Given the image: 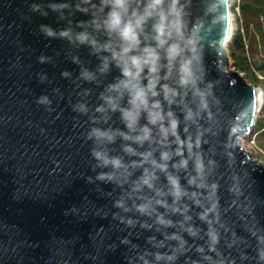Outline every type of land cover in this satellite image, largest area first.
I'll return each mask as SVG.
<instances>
[{
  "label": "clouds",
  "instance_id": "obj_1",
  "mask_svg": "<svg viewBox=\"0 0 264 264\" xmlns=\"http://www.w3.org/2000/svg\"><path fill=\"white\" fill-rule=\"evenodd\" d=\"M224 7L225 0L30 4V12L65 22L58 29L40 24L39 31L72 50L66 59L78 71L61 77L73 87L69 103L90 144L92 175L80 178L109 201L73 205L65 215L91 212L121 233L115 240L108 231L90 234L92 251L83 260L105 264L119 251L122 264H264V196L236 158L237 126L253 105L257 114L264 109V98L256 99L264 90L240 100L218 93L201 47L203 29L220 22ZM82 47L95 68L76 54ZM37 60L52 62L43 54ZM52 91L64 99L60 88ZM36 103L55 110L48 95Z\"/></svg>",
  "mask_w": 264,
  "mask_h": 264
},
{
  "label": "water",
  "instance_id": "obj_2",
  "mask_svg": "<svg viewBox=\"0 0 264 264\" xmlns=\"http://www.w3.org/2000/svg\"><path fill=\"white\" fill-rule=\"evenodd\" d=\"M34 2L46 4L48 0H0V264H92L83 260V252L92 251L89 235L103 234V230L115 240L121 233L113 230L110 219L91 212L65 215L73 205L84 209L107 206L109 201L90 191L91 186L80 178L92 175L90 144L82 139L83 118L69 103L75 100L73 87L61 77L63 70L74 75L78 71L66 59L72 50L66 41L45 38L39 31L40 24L58 29L65 22L57 23L55 13L45 18L30 12ZM74 19L86 17L77 14ZM219 21L204 28L200 37L206 67L210 78L218 81V93L240 100L257 88L228 68L227 49L233 36L230 0H225ZM201 27L197 20L195 31ZM42 54L52 62L39 63L37 57ZM76 54L95 68L97 61L86 47ZM38 74H46L51 83H41ZM116 74L114 70L112 75ZM56 87L64 99L53 93ZM41 95L53 100L54 111L36 103ZM254 109L255 105L250 115L245 112L242 121L236 117L241 121L237 126L241 138L255 126L258 114ZM241 138L237 163L255 178L264 196V166L242 148ZM85 194L90 201H82ZM105 264H122L120 252L109 253Z\"/></svg>",
  "mask_w": 264,
  "mask_h": 264
},
{
  "label": "rangeland",
  "instance_id": "obj_3",
  "mask_svg": "<svg viewBox=\"0 0 264 264\" xmlns=\"http://www.w3.org/2000/svg\"><path fill=\"white\" fill-rule=\"evenodd\" d=\"M230 5L233 6V35H242L244 41V52L239 55L246 59L250 69L241 70L238 67L232 57L231 44L227 49L228 68L241 73L244 79L257 89L264 90V0H230ZM243 5L255 7L256 13L251 14L247 9H243ZM262 98L264 93L260 99ZM241 145L250 153L252 159L264 166V109L259 111L251 134L242 137Z\"/></svg>",
  "mask_w": 264,
  "mask_h": 264
},
{
  "label": "trees",
  "instance_id": "obj_4",
  "mask_svg": "<svg viewBox=\"0 0 264 264\" xmlns=\"http://www.w3.org/2000/svg\"><path fill=\"white\" fill-rule=\"evenodd\" d=\"M243 9H247V11L251 14H255L256 13V8L255 7H251L249 5H243L242 6ZM233 8V6H232ZM233 10V9H232ZM264 12V10H262ZM230 44L232 45V57L235 59L236 64L238 65V67L241 70H245V69H250V65L248 64V62L246 61L245 58H241L239 54L244 52V41H243V37L240 34H236L232 36L231 42ZM238 54H237V53Z\"/></svg>",
  "mask_w": 264,
  "mask_h": 264
},
{
  "label": "bare ground",
  "instance_id": "obj_5",
  "mask_svg": "<svg viewBox=\"0 0 264 264\" xmlns=\"http://www.w3.org/2000/svg\"><path fill=\"white\" fill-rule=\"evenodd\" d=\"M260 98H261V96H258V100H260ZM242 139V138H241ZM240 145H241V142H240ZM241 146H243V145H241ZM243 148V147H242Z\"/></svg>",
  "mask_w": 264,
  "mask_h": 264
}]
</instances>
